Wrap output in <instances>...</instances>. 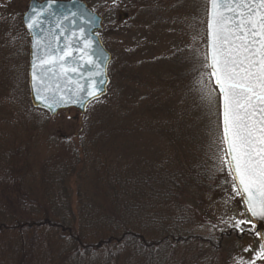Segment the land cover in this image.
Masks as SVG:
<instances>
[{
    "label": "rangeland",
    "instance_id": "1",
    "mask_svg": "<svg viewBox=\"0 0 264 264\" xmlns=\"http://www.w3.org/2000/svg\"><path fill=\"white\" fill-rule=\"evenodd\" d=\"M29 1L0 0L2 161L12 159L22 174L30 164L37 170L51 158L81 156L83 144L88 156L108 154L105 162L121 170L155 154L177 168L201 164L210 173V188L199 200L203 209L193 217L197 224L191 230L220 238V257L227 264H264L256 255L263 247L257 224L220 160L219 100L205 60L208 0H80L103 19L98 35L111 56L107 93L83 114L67 109L53 116L30 105L29 39L21 24ZM103 126L128 133L104 147V141L92 146L91 138ZM71 201L75 205L74 197ZM241 219L246 223L237 228Z\"/></svg>",
    "mask_w": 264,
    "mask_h": 264
},
{
    "label": "trees",
    "instance_id": "2",
    "mask_svg": "<svg viewBox=\"0 0 264 264\" xmlns=\"http://www.w3.org/2000/svg\"><path fill=\"white\" fill-rule=\"evenodd\" d=\"M110 126L90 144L128 133ZM81 147L22 174L0 157V264H227L220 238L191 230L210 188L204 166L155 154L121 170Z\"/></svg>",
    "mask_w": 264,
    "mask_h": 264
},
{
    "label": "snow or ice",
    "instance_id": "3",
    "mask_svg": "<svg viewBox=\"0 0 264 264\" xmlns=\"http://www.w3.org/2000/svg\"><path fill=\"white\" fill-rule=\"evenodd\" d=\"M209 4L205 60L221 101V140L226 148L220 160L233 177V190L251 215L264 222V0H209ZM68 55L65 49L61 56L42 58L41 64ZM61 71L69 68L61 66ZM89 95L95 92L90 90ZM245 223L241 219L235 226ZM256 255L264 258V247Z\"/></svg>",
    "mask_w": 264,
    "mask_h": 264
},
{
    "label": "water",
    "instance_id": "4",
    "mask_svg": "<svg viewBox=\"0 0 264 264\" xmlns=\"http://www.w3.org/2000/svg\"><path fill=\"white\" fill-rule=\"evenodd\" d=\"M209 11L208 0L206 21ZM102 23V17L92 12L80 0L28 2L25 12L21 15V24L30 42L27 86L33 109L43 110L51 116L67 109H75L83 114L88 105L106 95L109 84L107 67L111 56L98 35L103 29ZM205 35L207 39V23ZM86 44L89 46L85 47ZM65 49L70 51V55L64 56V60L41 64L42 58L61 56ZM207 52L206 42V54ZM61 66L69 68V71L62 72ZM211 83L218 95L220 127L223 134L219 90L215 87L214 78H211ZM90 90L95 92L94 96L89 95ZM49 104L52 106L48 107ZM240 197L247 213L257 224L256 231L260 232L264 247V222L251 215L245 200L241 195Z\"/></svg>",
    "mask_w": 264,
    "mask_h": 264
},
{
    "label": "flooded vegetation",
    "instance_id": "5",
    "mask_svg": "<svg viewBox=\"0 0 264 264\" xmlns=\"http://www.w3.org/2000/svg\"><path fill=\"white\" fill-rule=\"evenodd\" d=\"M27 70H28V65H27Z\"/></svg>",
    "mask_w": 264,
    "mask_h": 264
}]
</instances>
